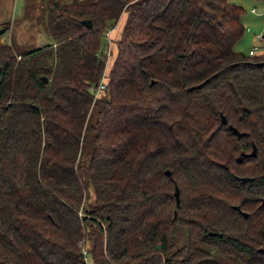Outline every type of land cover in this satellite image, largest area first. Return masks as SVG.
<instances>
[{"label": "trees", "instance_id": "16d2710c", "mask_svg": "<svg viewBox=\"0 0 264 264\" xmlns=\"http://www.w3.org/2000/svg\"><path fill=\"white\" fill-rule=\"evenodd\" d=\"M45 10L52 42L19 50L0 30V264H88L84 248L92 264H264V53L234 50L244 8L48 0ZM124 12L95 98L105 33ZM251 140L244 167L236 158Z\"/></svg>", "mask_w": 264, "mask_h": 264}, {"label": "rangeland", "instance_id": "374dc122", "mask_svg": "<svg viewBox=\"0 0 264 264\" xmlns=\"http://www.w3.org/2000/svg\"><path fill=\"white\" fill-rule=\"evenodd\" d=\"M48 0H0V30H5L2 41L16 45L19 50H27L43 46L52 42L47 34L44 25L46 17V4ZM65 1V0H62ZM70 1V0H66ZM244 8L245 12L241 17L244 25V34L235 44L234 50L243 54L249 53L254 46H259L262 52L264 42L261 36L264 35V0H230ZM127 13L124 12L113 31L109 62L114 59L117 42L115 39L121 36L125 26ZM106 42V53L108 42Z\"/></svg>", "mask_w": 264, "mask_h": 264}, {"label": "built area", "instance_id": "2783aa9c", "mask_svg": "<svg viewBox=\"0 0 264 264\" xmlns=\"http://www.w3.org/2000/svg\"><path fill=\"white\" fill-rule=\"evenodd\" d=\"M264 12V9H263ZM115 26L110 27L107 32L105 33V39L108 42V62H109V55H110V51L111 50V45H112V32L115 30ZM261 39L264 40V36H261ZM260 50L259 46H254L250 51H249V55L250 56H254L258 51ZM107 62V63H108ZM107 66V65H106ZM107 88V70L105 69L100 81L98 82L97 85H92L90 86V92L94 95L95 98H98ZM84 255L86 256V259L88 261L89 259V253L87 251L86 248H84L83 250Z\"/></svg>", "mask_w": 264, "mask_h": 264}, {"label": "water", "instance_id": "95a60500", "mask_svg": "<svg viewBox=\"0 0 264 264\" xmlns=\"http://www.w3.org/2000/svg\"><path fill=\"white\" fill-rule=\"evenodd\" d=\"M83 23L86 25V26H88V27H92V21L90 20V19H88V20H84L83 21ZM264 64V62H262V63H260V65H263ZM203 86V84H200L199 86H197V87H202ZM192 88H190V90H191ZM222 122L224 123V124H226L227 123V120H226V118L223 116L222 117ZM229 128H230V130L234 133V134H236L238 137H240L241 136V133H240V131L237 129V128H235L234 126H232V125H229ZM255 153H256V146H254V149H253V152H252V155H255ZM242 160V156H240L239 158H238V161L240 162ZM166 174L168 175V176H171V171L170 170H166ZM249 178H246V177H244V178H242V180L243 181H247ZM174 194H175V197H176V201H177V204H179L180 203V188H179V186H178V184L175 182V192H174ZM236 209H240V207L239 206H234ZM243 215L245 216V217H248V213H243ZM158 248H161V245H158ZM260 251L261 252H264V249H260Z\"/></svg>", "mask_w": 264, "mask_h": 264}, {"label": "flooded vegetation", "instance_id": "af4514ba", "mask_svg": "<svg viewBox=\"0 0 264 264\" xmlns=\"http://www.w3.org/2000/svg\"><path fill=\"white\" fill-rule=\"evenodd\" d=\"M261 50H262V52L260 53V54H258V53H256L255 55L256 56H262L263 55V53H264V45H263V48H261ZM254 55V56H255ZM262 63V62H261ZM227 124V123H226ZM230 129V128H229ZM241 133V132H240ZM236 135V134H235ZM237 136V135H236ZM243 136V133H241V136L240 137H238V138H241ZM251 144H252V148L251 149H248V150H241V152H240V154H239V156L236 158V161L239 163V164H244V167H246V159L247 158H250V159H254L255 157H256V154L257 153H255V155H252V152H253V149H254V141L253 140H251ZM256 152H257V148H256ZM240 156H242V160L239 162L238 161V158L240 157ZM244 178V177H243ZM246 178H248V177H246Z\"/></svg>", "mask_w": 264, "mask_h": 264}, {"label": "crops", "instance_id": "0c3cea01", "mask_svg": "<svg viewBox=\"0 0 264 264\" xmlns=\"http://www.w3.org/2000/svg\"><path fill=\"white\" fill-rule=\"evenodd\" d=\"M124 28V27H123ZM113 32H112V40H113ZM112 65V60H110V62L107 63V66H106V70L108 72L109 68L111 67ZM88 264H92V261H91V258L88 259Z\"/></svg>", "mask_w": 264, "mask_h": 264}]
</instances>
